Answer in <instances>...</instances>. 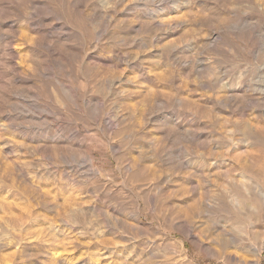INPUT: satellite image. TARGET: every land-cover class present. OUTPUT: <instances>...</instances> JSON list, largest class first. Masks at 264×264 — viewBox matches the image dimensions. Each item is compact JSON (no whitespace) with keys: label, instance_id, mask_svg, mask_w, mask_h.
I'll return each mask as SVG.
<instances>
[{"label":"rangeland","instance_id":"374dc122","mask_svg":"<svg viewBox=\"0 0 264 264\" xmlns=\"http://www.w3.org/2000/svg\"><path fill=\"white\" fill-rule=\"evenodd\" d=\"M263 197L264 0H0V264H264Z\"/></svg>","mask_w":264,"mask_h":264},{"label":"bare ground","instance_id":"6f19581e","mask_svg":"<svg viewBox=\"0 0 264 264\" xmlns=\"http://www.w3.org/2000/svg\"><path fill=\"white\" fill-rule=\"evenodd\" d=\"M261 192V194H262V191H260ZM264 198V197H263Z\"/></svg>","mask_w":264,"mask_h":264}]
</instances>
